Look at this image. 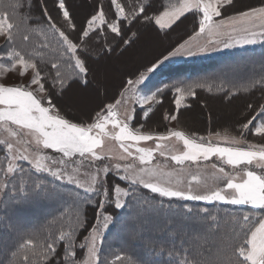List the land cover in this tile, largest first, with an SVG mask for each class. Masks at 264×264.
I'll return each instance as SVG.
<instances>
[{
  "label": "snow or ice",
  "instance_id": "snow-or-ice-1",
  "mask_svg": "<svg viewBox=\"0 0 264 264\" xmlns=\"http://www.w3.org/2000/svg\"><path fill=\"white\" fill-rule=\"evenodd\" d=\"M231 3L232 0H179L178 3L169 2L159 15L148 16L145 14L144 19L146 21L154 20L155 25L161 30L170 28L187 13L202 14L199 31L193 37H190L189 40L179 44L163 60H168L177 55L193 56L208 51L211 41L204 44L197 41V38L205 32H207L209 37H227L226 40L217 41V43L222 42L225 48L233 46L234 43L255 44L257 42V33L254 31L256 22L259 21L261 28H264V6L243 11L236 16L229 17L227 20L214 21V17L221 16V8L225 4ZM111 4L116 11V21L107 23L105 13L101 7L87 21V29L82 32V39L89 36L90 30H102L101 26H106L116 36H122L121 23L123 21H138V13L132 12L126 15L125 9L117 0H111ZM24 7L25 4L21 0H16L11 5L13 9L11 15L7 12H0V37H4L7 46L11 47V51L7 52L10 68L0 63V72L15 70L17 65L21 69L19 73L21 76H24L28 69L33 72L29 86H7L0 83V106H2L0 107V130L9 134L8 138L0 139V154H5L6 146L7 167L0 170L3 171L5 177V188L11 183L10 174L24 171L17 162L27 161L37 173H48L57 180L66 178L69 183L75 184L78 188H83L87 193L102 192L105 197H108L109 189L104 186L105 179L110 172H119L121 170L122 165L120 163L97 168L95 173L89 175L87 182H82L75 176L78 169H73V173L69 174L60 167H50L46 161L54 165H64L65 161L63 158L54 159L52 156L44 154L43 150L52 149L62 154V157L79 156L91 161L89 167H95L96 161H103L112 153L111 148L107 151L105 150L106 142L115 141L119 143V147L122 149V153L114 157L115 159L127 160L129 157H133L134 153L130 149L135 148V153L139 154L136 156L139 164L151 165L154 159V152L158 151L161 157L166 156L168 145L161 142L168 141L174 137L176 141L182 142L183 151L172 154L170 159L177 165H184L186 161L192 162V164L197 165V171L191 172L187 168H183L179 170V173L165 172L160 164L139 168L134 164H125L123 165L125 174L119 178L127 182V188H122L120 185H113L111 188V192L114 194L113 202L115 208L124 207L121 202L122 197H134L136 188L142 186L161 197L207 201L210 203L223 202L232 205H250L254 209L264 210V146L251 144L247 148L221 146L219 143H212L211 138L206 140L204 137L197 138L194 135L189 137L185 132L177 130H169L166 136L141 133L139 130H134L129 126L127 121L132 119V117L127 108L123 113L124 119L118 118L120 114L115 109L117 105L121 104L120 100H117L115 104L106 105L105 110L96 113L91 123H75L61 115L55 105L52 104L51 96L45 88V84L48 81L41 75L37 63L34 62L35 54H28V58H26L25 55L15 49L16 36L20 26L14 22L13 17L17 16L18 10H22ZM27 7L30 8V4ZM59 8L63 10L64 19L69 20V11L65 9L64 0H60ZM139 13H145L144 6L140 7ZM24 19L26 21L28 17ZM49 21H51V17H49ZM225 24H239L240 27L233 26L231 32H226L221 30ZM50 26L62 38L67 51L72 53L70 59L74 60L75 68L78 69L76 75L83 74L86 76L88 69L85 66V62L76 55L79 45L69 39L65 32L57 28L54 23H51ZM260 35L264 36V32H261ZM22 38L25 41L29 39L27 35ZM194 41L196 42L194 43ZM123 43L127 45L130 41L123 40ZM108 51H111V49H108ZM162 62L160 61L159 63ZM159 63L153 64L147 71L149 73L155 71L159 67ZM51 68L56 70L55 76L52 77L51 86L55 87L58 82L62 92L65 87L70 86V84L65 83L69 78L62 75L57 63H51ZM145 79V74L141 73L135 81L132 79L127 81L129 87L126 91L130 93V96L125 99V103H127V99H134L143 105L156 99L154 95H139L136 86L143 83ZM31 85H36V89L31 90ZM196 87H204V85L197 84L176 88V92L180 94L175 100L177 109H179L185 96L195 95L193 89ZM45 99L48 106L44 104ZM104 111H106V115ZM150 111L151 108L145 112V117ZM259 117H264V106L260 107L256 116H253L251 120L242 125L243 129L247 130L249 125L254 120L259 119ZM168 118L166 115L165 119ZM170 119L176 120L177 116L172 115ZM10 125L15 126V128L10 127ZM109 125H111L110 129ZM254 127L256 134L264 135V122ZM18 135L31 137V141L26 142L34 144L35 151L29 154L28 149L25 148L23 152L19 149L14 152V144L10 138ZM215 136L231 145L243 143L242 138L229 137L227 134L221 136L220 133H216ZM152 140L157 141L155 149L139 147L140 142ZM212 157H217L224 164L231 166L232 171L227 172L223 166L217 168L214 164L212 165L213 171L210 177L201 173L199 162L208 161ZM254 161L256 162L255 167L260 169V172L249 170L248 166L253 165ZM101 172L104 174L103 177H100ZM181 174L191 176V181L184 184L179 178ZM173 176L177 177L174 181L169 179V177ZM209 178L212 180L211 184L208 182ZM192 182H195V186H193ZM221 182H223V187L220 186ZM215 219L213 217V220ZM77 220L78 226L83 227L84 221L79 219V214L77 215ZM109 221L110 217L104 216L103 224L92 226L90 235L85 236L84 242L79 244L80 249H86V255L81 258L80 264H98L97 241L101 231L109 227ZM253 221L255 223H252ZM237 223L238 226L234 230L232 237L234 243L230 245L231 252H225L220 249L214 259L207 260L196 259L187 248H182L179 251L181 258L176 259L175 264H264V216H261L257 221L255 217L245 214L242 217V222ZM168 231L172 232L173 229L169 228ZM75 235V232L70 234L61 231L58 240L53 239L46 245H42L40 253L33 254L41 256L47 264H56V245L63 243L66 264H77L76 251L74 250ZM32 244L33 240L31 238L25 239L19 245V248L22 250ZM174 255H176L175 249L169 253L170 257ZM69 257H71L70 260L68 259ZM24 259H28L27 255H25ZM116 259L119 261L121 257L118 255ZM127 264H137V262L129 257Z\"/></svg>",
  "mask_w": 264,
  "mask_h": 264
},
{
  "label": "trees",
  "instance_id": "trees-1",
  "mask_svg": "<svg viewBox=\"0 0 264 264\" xmlns=\"http://www.w3.org/2000/svg\"><path fill=\"white\" fill-rule=\"evenodd\" d=\"M75 1L78 2V0H64L65 9L69 11V20H65L63 17V10L59 8L60 0H21V2L25 4V7L22 10H18L17 16L13 17L14 22L20 26L19 32L16 36L15 49L20 51L22 55H25L26 58H28V54H35L34 62L37 63L38 68L41 71V75L48 81V83L45 84V88L51 96L52 104L55 105L61 115L69 120L75 119H73L72 116L63 113L54 100L56 97L61 96L62 93L69 89L72 85H77L82 88L88 87L89 83H91L93 79L89 70L92 58L98 59L101 55L112 54L113 51H116L118 52L117 54H119L120 49L128 46L136 37V25H149L159 35L163 36L166 34L171 37V42L173 41L171 46V43H169L167 53L165 52V55H161L158 60H155L144 68L135 69L130 74L123 76V82L120 83L122 85L119 89H117L115 96L113 94L114 97L110 101L105 102L100 108L94 111L93 114H95L105 110L106 105L114 104L119 95H121L120 93L129 79L135 81L139 78L141 73H148L149 77L153 79L155 77V73L151 77L152 72L149 73L147 69L153 64H157L161 59L173 51L176 46L199 30L200 20L202 19V14L200 13L193 14L190 12L182 16L179 19L181 20V23L187 18H190V20L187 24V30H183V32L178 36V38L180 37L178 39L177 36H173V32L174 29L181 23L174 26L172 29L171 27L174 24L170 28L161 30L154 24V20L146 21L144 19V15H158L164 10V7H166L169 2L178 3L179 0H117V2L125 9L126 15H129L132 12L138 13V21H123L121 23L122 36H116L114 33H111L106 26H101L102 30H90L89 36L82 39V32L87 29V21L92 15L96 14L101 7L105 13L107 23L116 21V11L114 6L111 4V0H89L91 8L90 10H87L88 13L83 18L81 25L78 26L74 21L73 12L70 8V2L73 3ZM15 2L16 0H0V12H7L11 15L13 11L11 5ZM28 4H30V8L27 7ZM141 6L145 7V13H139ZM258 6H264V0H258L257 4L242 8L239 11L234 9L226 11V16L240 13ZM223 16L226 17L222 14L219 17L223 18ZM25 17H28L26 21L24 19ZM49 17H51V21H49ZM213 19L215 20L216 17ZM51 23H54L57 28L65 32L69 39L79 45L76 55H78L85 62V66L88 69L86 76L83 74L76 75V73H78V69L75 68L74 60L70 59L72 53L67 51V47L63 44L62 38L60 40L61 44L57 45L60 36L54 29L51 28ZM24 35L29 37L27 41L23 40L22 37ZM263 37L264 36L257 37L261 38L260 41H258L261 42V44L264 42ZM123 40H129L130 43L126 45L123 43ZM176 43L179 44L176 45ZM108 49H111V51H108ZM8 51H11V47L7 46L4 38L0 43V63L10 67V61L7 57ZM263 56L264 44L261 47L234 48L219 54L217 53L211 55L205 58V60L197 62L193 69L185 71L186 74L182 76H179L183 73L181 68H172L171 70L169 67L165 69L163 68L160 76H170L172 73L176 76L167 77L165 80L160 82V88H158L154 93L156 99L153 101L152 105L146 108H142L137 105L134 106L131 114L132 119L129 120V126L134 130L156 135L166 136L169 130L183 131L189 137L194 135L197 138H207V136L220 133L221 135L227 134L229 137H236L237 139L242 138L243 142L246 143L251 142L259 145L264 144V136L255 134L254 132V126L258 124V121L264 122V117H259V119L254 120L253 123L249 125L247 130L242 127V125L251 120L253 116H256L261 106H264V79H262L264 78V68L256 69L259 68L258 62H264ZM51 63H57L62 75L69 78L65 81V83L70 84V86L65 87L62 92L58 82L55 87L51 86L52 77L55 76L56 71L51 68ZM238 65H247L249 68L243 74H237L233 71ZM183 68L187 70L188 68H191V65L186 64ZM210 71H212V73ZM196 77H210L209 79L213 80H209V82L204 83H201V81L190 82H197L194 85L202 84L204 87L194 88L193 91L195 95L185 96L184 100L181 101L179 109H176L177 106L175 104V100L180 95L176 92V88L186 87L183 85L189 83V79L196 80L194 79ZM85 81H87V83H85ZM253 82H255L254 85ZM145 86L146 85H144V87ZM205 98L216 99L224 103L239 100L241 98L240 101L243 105L242 107L244 108L245 115L248 118L246 117L247 119L243 124L237 125L232 122V125L229 124L230 126L227 128H218L214 126L215 124H213L212 121H209V119L207 120L205 114V127L203 125V130L189 129L186 127H180L179 125L175 126L176 129H166L167 119L161 118L160 121L158 119H153V115L159 107L163 108L164 104H169L168 106H171L172 108H170V111L167 110L166 112L168 113L169 111L172 115L176 110L177 119L175 121L178 123L180 119L179 115L184 110L193 108V102H204ZM44 104L47 105L46 99L44 100ZM249 105H251V107H249ZM149 108H151V111L148 112L147 117H145V112L148 111ZM105 112L106 111H104V113ZM86 120L88 119L81 117V124H87L88 122H86ZM148 123L153 126H159L160 128L157 129L156 127H153L151 129L147 126ZM231 126H234L233 130L231 129ZM5 160L6 152L5 154H0L1 166H3ZM22 164H25V162H22ZM105 181L107 187H110L112 184L114 185L115 181H117V183L120 181L124 183L117 175L112 173L107 175ZM123 186H125V183ZM138 189L145 191V194L149 196L153 195L145 189ZM71 195H73L72 191ZM101 200L102 196L96 195L91 201L84 204L85 206L82 211V221H84V226L79 227L75 231L74 250L76 251L77 264L80 263L85 251V249L79 248V244L84 242V237L89 234L90 229L98 218L99 212H106L107 214L118 213V210L114 207L113 202L110 201L108 204L105 203L102 206L100 205ZM179 200L177 201L178 205L183 206L185 210H190L195 203H192L193 201L188 202V200ZM211 204H215L211 205L210 208L217 214V221L210 226L213 230L208 231L207 238H200L196 242L192 243L191 240H188L187 237H185L191 236L192 232H187L183 235H180V233L177 232L175 237L171 235L172 238L167 234H160L154 237L152 236L148 239H139V242L136 244H134L133 241H130L128 244L120 245L115 241H111L107 237V234L104 238L105 252L103 254V262L100 264H127L129 257L135 259L137 264H175V260L181 258L179 256V251L182 248H187L191 255L195 256L196 259L211 260L215 258L220 249H223L225 252H231L230 245L234 243L232 239L234 230L238 226L237 222H242V217L246 214V212L248 215L255 217L257 221L261 216H264V210L261 209L227 204L219 205V203ZM53 215L50 214L48 217L50 218ZM64 216L65 213L55 225H52L49 221L46 223L47 220L44 222L37 221L35 223L31 221L28 224H24L23 227L25 230L18 236L14 233L11 234L8 232L10 224L7 223L6 225L0 226V264H47L41 256L34 255L33 253H40L42 245H46L53 239L58 240V235L61 231L60 228L63 226ZM221 220H224L225 222L223 230L222 227L219 226ZM252 223H255V221ZM2 227L5 229L1 230ZM65 229L66 227L63 230ZM29 238L33 240V244L21 250L19 245L23 243L25 239ZM145 246H148L151 251L158 253L160 257H154L151 255L143 256L142 252ZM56 249V264H66L63 251L64 244H57ZM174 249L176 250V255L170 257L169 253ZM25 255L28 257L27 260L24 259ZM118 255L121 257V260L119 261L116 259ZM68 259L70 260L71 257Z\"/></svg>",
  "mask_w": 264,
  "mask_h": 264
},
{
  "label": "rangeland",
  "instance_id": "rangeland-1",
  "mask_svg": "<svg viewBox=\"0 0 264 264\" xmlns=\"http://www.w3.org/2000/svg\"><path fill=\"white\" fill-rule=\"evenodd\" d=\"M249 1L250 0H232L231 4H225L221 8V14L226 16V11L233 10L235 5ZM253 1L255 3L252 5L257 4L258 2V0ZM90 4L91 3L89 0H78V2L75 1L73 3L70 2V8L73 12L74 21L78 26L81 25L83 18L88 13L87 10H90ZM238 14L239 13L228 15L226 17L223 16V18L216 17L214 21L227 20L229 17H233ZM189 20L190 18L185 19L177 28H175L173 36H177L178 38L183 30H187V24ZM233 26L234 25L231 24H225L222 26L221 30L231 32V28ZM135 28L137 34L136 37L128 46L120 49L119 54H117L118 52L113 51L112 54H105L103 56L101 55L98 59L92 58L89 70L93 79L91 83H89L87 88L72 85L69 89L63 92L61 96L55 98L54 101L63 113L72 116L75 120H80L81 117L89 118L94 111H96L105 102L110 101L115 96L117 89H119V87L122 85L120 83L123 82V76L130 74L135 69L144 68L155 60H158L161 55H165L167 53L169 49V43H171L170 46L173 44V41L171 42V37L167 36L166 34L163 36L159 35L149 25H136ZM198 31L199 30H197L195 33H197ZM254 31L257 33V37L262 36L260 35V33L264 32V28H261L259 21L256 22ZM195 33H193L183 42L194 36ZM205 33L207 34V32ZM205 33L201 34L197 38L198 41L204 40L203 35ZM207 37L208 38L205 39L204 43H207L208 41L212 42L211 44H209V50L193 56H208L212 53H222L220 51L225 47L223 46L222 42L217 43V41L226 40L227 37ZM3 39L4 37H0V43L3 41ZM60 40L61 37H59L57 45L61 44ZM178 44L176 43V45ZM260 44L261 42H258L257 40L255 44L247 46L240 45L237 48H250L255 46L261 47L264 42L261 45ZM233 45L239 44L234 43ZM226 50H229V48H225L224 51ZM189 57L190 56L186 57V55H177L168 60H163L162 63H159V67H157L155 71H159L160 69L162 70L163 68L165 69L166 66H169L170 68H181L184 66V63ZM173 63L177 64L172 66ZM179 64L182 65L178 66ZM258 67L259 68L256 69H263L264 62H258ZM248 68L249 67L247 65H238L233 72H236L237 74H243L248 70ZM20 70L21 69L19 65H17L15 70L0 72V83L7 86H29L31 77L33 75L32 70L28 69L24 76H21L19 74ZM210 72L212 73V71ZM209 78L210 77H196L194 78L196 80L189 79V83L184 84L183 86L194 85L197 83H190L192 81H201V83H204L209 82V80H213ZM36 87V85H31V90H35ZM150 92L151 85L147 88L146 94L143 93L139 95L150 96L148 94ZM129 96L130 93L128 92L122 94L121 96V104L117 105L116 108V111L120 115H123L126 108L131 115L135 105L143 106L142 108H146V104L141 105L134 99H127V103H125V99ZM240 100L241 98L239 100H233L231 102L224 103L216 99L205 98L204 102H193V108L184 110L179 115L180 119L178 123L175 120L170 119L172 115L177 116L176 110L171 115L169 111L172 107L168 106L169 104H164L163 108L159 107L157 109V111L153 115V119H158L160 121L161 118H165V116L167 115L169 118L167 119L166 129L175 128V126L179 125L180 127H186L189 129L203 130V125L205 124L204 118L206 114L207 120L209 119V121H212V123L215 124V127L227 128L232 125V122L236 123L237 125L243 124L248 118L245 115V110L242 107L243 105ZM167 110H169L168 113L166 112ZM121 118L124 119V116ZM259 123H261V121H258V124ZM147 126L151 129L153 127H156L157 129L160 128L159 126H153L150 123H148ZM10 127L15 128V126L13 125H10ZM110 128L111 125H109V129ZM233 128L234 126H231L232 130ZM153 135L158 136L156 134ZM8 136L9 134L6 131L0 130V139L8 138ZM209 138H211L212 143L225 144L226 146L245 145V147H248L249 144L254 145L251 142H243L240 145H231L225 142L223 139L217 138L215 135L207 136V138L205 139L207 140ZM10 139L14 144V152L16 149H19L21 152H23L25 148L28 149L29 154L35 151L34 144L26 142L31 141V137L18 135ZM156 143V140L146 142L142 141L140 142L139 147H150L155 149ZM161 143L168 145L166 156L161 157L158 151L154 152V159L151 162V165L139 164V161L136 160V156H138L139 154L135 153V148L130 149V151L134 153L133 157H129L127 160L115 159L114 157H117L122 153V149H120L119 143L115 141L106 142L105 150L107 151L109 148H111L112 153L103 161H96L95 167H89L91 161L88 159L80 158L79 156L71 158L62 157V154L57 153L52 149L43 150V153L52 156L54 159L63 158L65 161L64 165H54L51 164V162L46 161V163H49L50 167H60L62 170L66 171L69 174L73 173V169H78V171L75 173V176L82 182H87L89 179V175L91 173H95L97 168H102L105 165H113L115 163H120L122 165V168L119 172L112 171L110 173L115 174L118 177L125 174L123 171V165L125 164H134L137 168L160 164L161 166H163V170L165 172L179 173V170L183 168H187L191 172L197 171V165L192 164V162L186 161L184 165H177L170 159V156L172 154H176L178 151H183L182 142L176 141V139L173 137L168 141H164ZM255 145L258 146L259 144ZM259 146H264V144H260ZM22 162H25V164H22ZM17 163L22 166L24 171H18L14 174H10L9 178L11 179V183L7 185V188L4 187L5 177L3 175V171H0V226L6 225L7 223L10 224L8 232L11 234L14 233L18 236L25 230L23 225L28 224L31 221L35 223L37 221L44 222L47 220L46 223L49 221L52 225H55L59 222L64 213L65 216L63 226L60 228V230L67 233H73L80 227L78 226L77 215L79 214V219L82 221V211L86 202L91 201L96 195L102 196V200L100 201V205L102 206L105 203L108 204L110 201H114V194L111 192L113 184L110 187H107L106 181L104 186L105 188L109 189V195L111 194L110 197H105L102 192L87 193L83 188H78L75 184L69 183L66 178L63 180H57L48 173H37L27 161H18ZM199 163L201 173H203L204 175H208L209 177L211 172L213 171L212 165H214L215 163L217 164V168L223 166L225 168V171H232L231 166L224 164L223 161L218 159L217 157H212L208 161H200ZM255 163L256 162L254 161L253 165L248 166L249 170H253V168H256ZM6 167L7 159L5 160L3 166H1L0 164V170L6 169ZM103 175L104 174L101 172L100 177H103ZM176 178V176L169 177V179H172L173 181ZM179 178L183 181L184 184L186 181L187 183L191 181V176H184L181 174ZM203 178L204 177L202 175V179ZM123 182L125 183V186H123L124 183H122L121 181L119 183L115 181L114 185H120L122 188H127V182ZM208 182L209 184H211L212 180L209 178ZM192 184L193 186H195V182H192ZM220 186L223 187V182L220 183ZM138 188L145 189L142 186H138L136 188L134 197H122L121 202L124 204V207L120 209L116 208L118 210L117 214H107L106 212H99L98 218L96 219L94 225H102L104 216H109L110 221L109 227L101 231V234L97 241L98 264L103 262V254L105 252L104 238L107 234V237L111 241H115L120 245H124L128 244V242L130 241H133L134 244H136L139 242V239H148L152 236L154 237L160 234H167L172 238V236L175 237L177 235V232L180 233V235H183L187 232H192L191 236L185 237H187V239L191 240V242L193 243L200 238H207L208 231L213 230V228H211L210 226L217 221V214L210 208V206L215 205L211 203L218 202L210 203L207 201L188 200V202L193 201L192 203H195L190 210H185L183 206L178 205L177 201L179 200V198L175 199L161 197L158 194H154L150 190L145 189L149 193L153 194L149 196L145 194V191L139 190ZM71 191L73 195H71ZM182 200L183 199L179 201ZM225 204L228 203L219 205ZM241 206L247 207L250 205ZM50 214L54 215L49 218L48 216ZM45 217L48 219H46ZM213 217H215L216 219L213 220ZM224 223V220H221V223L219 224V226L222 227V230L224 228ZM65 227L66 229L63 230ZM169 228L174 230L172 232H169ZM4 229L5 228L2 227L1 230ZM89 235L90 232L87 236ZM142 254L143 256L151 255L154 257H160L158 253L151 251L148 246H145ZM85 255L86 249L84 251L83 257H85Z\"/></svg>",
  "mask_w": 264,
  "mask_h": 264
},
{
  "label": "crops",
  "instance_id": "crops-1",
  "mask_svg": "<svg viewBox=\"0 0 264 264\" xmlns=\"http://www.w3.org/2000/svg\"><path fill=\"white\" fill-rule=\"evenodd\" d=\"M157 26V25H156ZM234 26H236V27H240V25L239 24H237V25H234ZM158 27V26H157ZM159 28V27H158ZM204 40L203 41H198V39H197V41L199 42V43H201V44H203L204 43V41H205V39L206 38H208L207 36V34L205 33L204 35ZM193 37V36H192ZM189 40V39H188ZM187 41V40H186ZM196 41H194V43H195ZM175 50V49H174ZM173 50V51H174ZM188 55H186V57H187ZM159 63V62H158ZM129 86L126 84L125 85V87H124V89L121 91V95H119V97L116 99V101L117 100H121V96H122V94H125L127 91H126V89L128 88ZM136 88L138 89V85L136 86ZM138 91V90H137ZM154 90H153V87L151 88V92L150 93H148L150 96L151 95H154V94H151L152 92H153ZM138 93L139 94H143L141 91H138ZM145 94H146V92H144ZM116 101L114 102V104L116 103ZM149 105H152V101H151V103L149 102L148 104H146V106H149ZM45 106H48V105H45ZM130 114V113H129ZM106 115V114H105ZM95 116H96V113L95 114H93L92 113V115L90 116L91 117V120H90V117L89 118H85V119H88V120H86V122H88V123H91V122H93V120H94V118H95ZM72 122H75V123H81V121L80 120H71ZM141 133H143L142 131H140ZM255 145V144H254ZM221 146H226L225 144H221ZM241 147H244V148H247V147H245V145H240ZM239 146V147H240ZM259 146V145H258ZM255 150V149H254ZM215 165H217L216 163H215ZM251 166V165H250ZM242 167V166H241ZM253 170H255V171H257V172H260L261 170L260 169H257V168H253ZM187 183V181L185 182V184ZM219 203V202H218ZM241 206V205H240ZM250 208H252L251 206H249Z\"/></svg>",
  "mask_w": 264,
  "mask_h": 264
},
{
  "label": "bare ground",
  "instance_id": "bare-ground-1",
  "mask_svg": "<svg viewBox=\"0 0 264 264\" xmlns=\"http://www.w3.org/2000/svg\"><path fill=\"white\" fill-rule=\"evenodd\" d=\"M255 2L253 0H250L249 2H245V3H242V4H237L235 5V7L233 8L234 10L236 11H239L241 10L242 8H246L248 6H251L252 4H254ZM179 23H181V20H179L178 22H176L172 27L171 29L176 26V25H179ZM180 38V37H179Z\"/></svg>",
  "mask_w": 264,
  "mask_h": 264
}]
</instances>
